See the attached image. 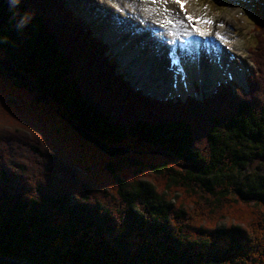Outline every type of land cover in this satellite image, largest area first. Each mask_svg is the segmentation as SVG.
I'll list each match as a JSON object with an SVG mask.
<instances>
[{
    "label": "trees",
    "instance_id": "trees-1",
    "mask_svg": "<svg viewBox=\"0 0 264 264\" xmlns=\"http://www.w3.org/2000/svg\"><path fill=\"white\" fill-rule=\"evenodd\" d=\"M25 14L30 22L17 28ZM256 26L247 92L221 86L202 99L154 101L126 92L108 44L67 0L14 9L0 0V61L18 74L0 65V96L43 116L51 141L75 150L63 162L44 149L47 137L0 136V255L31 264H264V26ZM69 122L130 153L105 155ZM18 146L29 159H14ZM78 154L110 184L97 189L73 168ZM14 162L19 170L8 172ZM23 163L55 171L43 167L51 174L40 177L41 166Z\"/></svg>",
    "mask_w": 264,
    "mask_h": 264
},
{
    "label": "rangeland",
    "instance_id": "rangeland-1",
    "mask_svg": "<svg viewBox=\"0 0 264 264\" xmlns=\"http://www.w3.org/2000/svg\"><path fill=\"white\" fill-rule=\"evenodd\" d=\"M67 1L68 2L70 1L69 6L72 9H74V11L77 12L81 16V20L89 29L92 27V29L94 31H95V29L98 30V33H96V34H101L100 35L101 40H104L106 43L109 41V42H112L114 44V47H112V49L110 48V51L114 55L117 56V60L119 62V68L118 67L117 68L121 71V73L122 72L126 73L127 76L125 78L127 80H129L126 83L127 84L126 92L132 91L133 93H135L136 90L140 89L141 93H143V95H145L146 97L148 96V97H152L153 99H156L154 101L163 100L165 97H171V96L178 95L176 90L172 86V80L167 78V76H166V73L168 71L167 66L169 64L168 61L167 62L164 61V59L167 58V57H165V54L167 53L166 47H164V43L163 44L161 43L162 46L159 45L158 49H156L157 48V45H156L157 42L153 43L154 40L151 39L154 37L153 29L151 27H149L143 19H141L140 17H139V19L136 18L145 27V28H143L141 26L142 27L141 28L139 26V29H141V30L139 32H136L134 29L125 28L128 26V24H131L130 18H128V20L126 19L127 22L123 21V20H125V18L122 17V15H118V13H114V11L115 12L117 11L116 8H113L114 6L110 7L111 9L110 8L108 9L105 6H103L101 8V10L103 9L104 14L106 15L107 19L105 20V17L103 14H102L103 18H101L100 16H96V14L90 9L92 7H95L97 10L100 11L99 4H97L95 0H67ZM157 1H160V0H152L151 3H148V1H146L147 2V3H145L146 8L158 9L159 5L155 4V2H157ZM256 1L257 0H193V1H191L192 7L194 9L200 8L199 13L196 10H194V12H196L200 15H203V16L206 15V17H207L208 16L207 14L209 11L208 8H211V10L209 12L211 13V15H213L215 17V19H216L215 22L216 21L220 22V23L218 22V25L220 24L219 25L220 28H215L214 31H220V33H222V32L224 33V31L226 30L225 31L227 33L226 35H228L226 38H231L232 40H235V39L238 40L236 47H237L238 51L241 52V58L239 57L237 64H238V68L242 72V75L240 74L241 75L240 78L243 79V81L240 80V78L239 79L236 78V80H234V82L232 83V82H230V80L228 78H225V76L226 77L229 76L227 74L224 77L218 76L217 78H211V79H208L206 76H203V77L198 79L196 77V74H194V79H193L194 93L190 92L193 94H188L187 96L195 95V96H197V98H201V97L214 95L215 92L217 91V88H219V83L220 82L223 83V81L228 82L229 85L227 84L226 86L227 87L231 86L230 88H231V90H233L234 93H236V91L239 90V88H244L246 92L248 91L249 85H247V87H246L245 84L248 83L249 77L252 76V75L248 76V70L252 67V62L250 61L249 51L253 52L256 50V44H255V40L253 38L254 32H253L252 28H254L253 25L256 26L257 23L264 26L263 20L257 19L256 17H254L255 16L254 11L256 8V6H255ZM128 3H131V5L132 4L136 5V0H128ZM257 4L260 8H264V0H258ZM167 5H168V3H167ZM206 5L208 7H205ZM172 6H174V5H172ZM164 8H166V7L162 6V9H164ZM112 10H114V11H112ZM169 10H171V9H169ZM106 11H108L109 13ZM170 13L173 14V11ZM98 14H100V13H98ZM114 15H116L118 17L116 18V17H114ZM173 15H177V14H173ZM177 17H178V15H177ZM158 19H160V18H158ZM180 19H183V18L180 17ZM190 21L191 20H189L187 15H186L185 23L188 26H189V24L191 25V23H192ZM111 23H114L115 28H117V29H114L113 33H110V31L112 30L111 29V26H112ZM135 23H136V25L140 24L139 22H135ZM186 24H185V30L187 29ZM221 25H223V26H221ZM121 28L126 30V31H133L134 30L135 33H141L138 36L139 41H136L135 46H131V42L132 43L134 42V41H131L132 39H130L127 42V39L131 38L132 34L130 36V34L128 32H126L124 35L117 32L118 29L122 30ZM136 28H137V26H136ZM148 28H150V29H148ZM142 29H144V30L146 29V30L144 32H142ZM154 31H155V29H154ZM228 32H230L231 34H228ZM109 33H110V37L113 36L114 38L117 39V41H115L116 39H111L109 37ZM121 33H123V32H121ZM149 34H151V37L149 36ZM138 37H136V38H138ZM215 40L219 42V38L216 37ZM160 41L164 42V40H161V39H160ZM123 43L125 44V47H123ZM119 44H120V46H119ZM142 45H144V48H142L143 49L142 51H144V52H142L140 49H138L139 46L142 47ZM120 47H122V49ZM155 50H156L157 54H154ZM135 52H138L139 54L135 55ZM220 52L225 57L229 56V52L225 49V47H220ZM163 53H164V55H163ZM140 54L142 55V57H140ZM215 54H217V53L215 52ZM121 55H122L123 60H120ZM207 63H208L207 60L204 61L202 58L200 59L199 64L201 66H203V68L206 66ZM143 69H146L147 71L150 70V71H148V72L142 71ZM192 69H194V68H192ZM154 70H155L154 75H151V72L153 73ZM156 74L159 77V80H158V77L156 76ZM237 76H239V74ZM156 77H157V79H156ZM231 77H234V76H231ZM162 78L164 81L162 80ZM123 82H125V81H123ZM161 83L162 84L164 83L163 86L160 85ZM118 88H120V87H118ZM197 88H198V90H197ZM7 95L5 96L3 94L2 96H0V136L5 134V133H9V134L13 133L14 134L13 137H15L16 138L15 140L18 141L19 138H23V137H27V136L34 137L36 134V136L38 137V139H40V141L45 142V140H43L45 137H47L49 139L52 146L48 145L47 143H44L45 144L44 146H46V147L43 146L44 149L49 151V152H56L57 156L61 157V160H63V162L67 161L68 155L71 157H73L75 155V153H74L75 150H73V152L70 151L69 148L63 147L62 144L57 140L56 141L58 143H53L51 141L52 136L50 135L49 132H47L46 127L43 126L44 124L48 125V127H50L51 125L45 120V118L43 116H41L40 119H38V120L34 119L32 113L28 112L25 109H23V110L20 109V104L16 103L17 106H15V105L12 106L11 101L15 100V98L11 97V96H7ZM180 97L186 98L182 94L180 95ZM8 101H10L11 106L7 108L6 106L9 103ZM226 102H228V101H226ZM225 104L226 103L223 102L222 106L224 107ZM129 112L131 113V111H129ZM17 129L21 130L20 134L17 132ZM4 136H6V135H3V138H2L3 141H5V140L8 141L9 138L6 136L4 139ZM11 140H13V138H11ZM11 140H9V141H11ZM7 145L8 144L5 143L6 147H7ZM14 147H15V143H14ZM10 148H11V145H10ZM12 148H13V146H12ZM58 150L62 154H59ZM12 152H14V150H12ZM15 152H16L14 154L15 160H21V158L22 157L24 158L25 155L29 159V155L32 153L31 151L26 153L27 151H25V149H22L19 146H18V148H15ZM78 155L81 156V154H78ZM80 159H81V161L79 162L80 163L79 167H75L71 163V160H69V163L73 168H75L79 172L84 170L85 171V172L83 171L84 175L89 177L88 181L91 184H94L93 182L95 180L97 182V185L95 186L97 189H99V188L102 189L101 185H109L110 184V180H109L110 175L108 174V172L102 171L100 167H97L96 165H94L93 168H95V169L92 168L93 170L91 171V173L89 175L88 173L91 170V167L85 166L83 164V162L85 160L83 155L80 157ZM2 161L3 160H0V162H2ZM15 164H16L15 162L11 163V165L9 167L11 171L8 170V172L19 170V169H17V165H15ZM23 164L25 166H27V168H28L27 170H29L31 172H32V170H30V168L35 169L34 166H37L34 163H23ZM42 165H39V166H41L40 177L43 176V174L45 176H46V174H51L49 171H44L43 167H46V168L51 167L50 170H52L53 172L55 171V167L50 166V163H43ZM39 166H37V170L39 169Z\"/></svg>",
    "mask_w": 264,
    "mask_h": 264
},
{
    "label": "bare ground",
    "instance_id": "bare-ground-1",
    "mask_svg": "<svg viewBox=\"0 0 264 264\" xmlns=\"http://www.w3.org/2000/svg\"><path fill=\"white\" fill-rule=\"evenodd\" d=\"M95 1L97 4H99L100 11L97 10L95 7H92L90 9L96 14V16H100L101 18H103V15H104L105 20H106L107 19L106 15L104 14L103 9L101 10V8L103 6H105L106 8L109 9L110 7L114 6L113 8H116L117 11L116 12L114 10H112V11H114V13H118V15H122V17L125 18V20H123V21L127 22L128 18H130L131 24H128V26L125 28L134 29L136 32H139L141 30V29H139V26L141 27V23L136 18L139 19V17H140L141 19H143L147 23V25L149 27H151L152 29H155V30L157 29L156 36H159V38H165V39L169 38V36L167 35V33L163 32V29H165V26L163 24L159 23L160 19L161 18L163 19V15L161 14L162 13V11H161L162 6L168 8V9H171L173 11V14L178 15V17H177V15H173V18H176L173 21L175 24H179L178 19H180V17H182L183 19H180L182 26L185 22L184 12H187L188 15L191 14L192 18H194L195 28L199 29L198 32L203 33V35H205L207 37V39H209L208 41H211L213 38L217 37V38H219L220 46H222V42H223L225 49L229 52V56L225 57L224 55L221 54L222 55V60H221L214 54V50L209 51V54H208L209 56H208V60H207L208 63L203 68V66H201L199 64L200 62L197 61V57L194 59L192 46H189L188 48L183 50L181 48L182 42L176 38V43H179V44L178 45L177 44L171 45V47H173L172 52L170 55L168 53L165 54V57H167V58H165L164 61L165 62L168 61L170 64V65L168 64V66L170 68L167 66L168 71L166 73V76H167V78L172 80V86L175 87L174 89L176 90L177 94H180V95L182 94L185 97L188 94H191L190 92L194 93V82H193L194 74H196V77L198 79L203 77V76H206L208 79L217 78L218 76L224 77L226 74L229 75V76H227L229 78H238L239 79L240 76L242 75V72L238 68V64H237L239 57L241 58V52L238 51V49L236 47L238 40L237 39L232 40L231 38H226L228 36V35H226L227 34L225 32L226 30L224 31V33L223 32L220 33V31H214L215 28H220V26H219L220 24L219 25L216 24L215 21L213 22V21L209 20L211 22L206 23L205 22L206 19L204 17H200V15L196 12H194V14H193V11L196 10L192 7L191 1H193V0H185V2H187V8L186 9H183L181 7V4L177 3L176 0H160V1L155 2V4L159 5V7L161 9H156V8L155 9H150V8L148 9V8H146V5H145V3H147L146 1H148V3H151L152 0L151 1L150 0H136V5H133V4L131 5V3H128V0H110V1L109 0H104V1L103 0H95ZM166 2L168 3V5ZM177 4L182 9L177 7ZM172 5H174V6H172ZM106 12H108V11H106ZM98 13H100V14H98ZM114 17L117 18L118 16L114 15ZM158 18H160V19H158ZM135 21L139 22L140 24L136 25ZM111 24H112V26H111L112 30L110 29L111 30L110 33H113L114 29H117V28H115L114 23H111ZM136 26H137V28H136ZM148 29H150V28H148ZM184 29H185V27H184ZM134 30L133 31H126L124 29H122V30L118 29L117 32L120 34H123V35L126 32H128L130 34V36L132 34V37L128 38L127 42L130 39H132L131 41H134V42L133 43L131 42V46H135L136 41H139L138 36L141 33H135ZM144 31L145 30L142 29V32H144ZM183 31H186L189 35L194 36V34H193L194 31H191V27H188L187 30H183ZM121 32H123V33H121ZM110 33H109V37H110ZM149 36L151 37V34H149ZM156 36H154L151 39H153L154 41L158 40L156 38ZM136 37H138V38H136ZM110 38L116 39L113 36ZM172 38H173V36H172ZM115 41H117V39ZM154 41H153V43H155ZM119 46H120V44H119ZM140 46L138 49H140L142 51L143 50L142 48H144V45H142V47H140ZM167 46H168V44H164V47H167ZM123 47H125L124 43H123ZM120 48L122 49V47H120ZM156 49H158V47ZM217 49L220 51V47ZM180 51H182L181 56L177 57L176 53L178 52L180 55ZM142 52H144V51H142ZM138 54H139L138 52H135V55H138ZM154 54H157L156 50H155ZM163 55H164V53H163ZM140 57H142L141 54H140ZM202 59L205 61L204 55H203ZM192 68H194V69H192ZM142 71H147V70L143 69ZM148 71H150V70H148ZM154 73H155V70L153 71V73L151 72V75H154ZM238 74H239V76H237ZM156 76H157V74H156ZM231 76H234V77H231ZM157 77H156V79H157ZM158 80H159V77H158ZM162 80H163V78H162ZM240 80L243 81V79H241V78H240ZM163 84L161 83L160 85L163 86Z\"/></svg>",
    "mask_w": 264,
    "mask_h": 264
},
{
    "label": "water",
    "instance_id": "water-1",
    "mask_svg": "<svg viewBox=\"0 0 264 264\" xmlns=\"http://www.w3.org/2000/svg\"><path fill=\"white\" fill-rule=\"evenodd\" d=\"M120 60H123L122 55ZM0 65L4 67L9 74V76L13 75L18 76L17 73L14 71V67L11 66L9 63H4L0 61ZM69 125L86 141L97 147L102 153L105 155L111 157V158H116L119 156H124L128 153H130V150L125 148V147H114L109 144H106L102 141H100L98 138H96L94 135L91 133L87 132L81 125L73 122H69ZM0 264H31L30 262L24 261V260H19V259H14V258H8L0 255Z\"/></svg>",
    "mask_w": 264,
    "mask_h": 264
},
{
    "label": "clouds",
    "instance_id": "clouds-1",
    "mask_svg": "<svg viewBox=\"0 0 264 264\" xmlns=\"http://www.w3.org/2000/svg\"><path fill=\"white\" fill-rule=\"evenodd\" d=\"M20 3V0H9V4H10V8L11 9H14L17 7V5ZM15 15H18V13L14 14V17ZM31 15L30 14H25L20 20L19 22L17 23V28H22L24 27L28 22H30L31 20Z\"/></svg>",
    "mask_w": 264,
    "mask_h": 264
},
{
    "label": "snow or ice",
    "instance_id": "snow-or-ice-1",
    "mask_svg": "<svg viewBox=\"0 0 264 264\" xmlns=\"http://www.w3.org/2000/svg\"><path fill=\"white\" fill-rule=\"evenodd\" d=\"M176 2L177 3H180L181 4V7H183V4H184L185 0H176ZM188 19L191 20L192 17H188ZM205 22L206 23H210L211 21H205ZM221 26H223V25H221ZM196 30L199 31V29H196ZM201 34H203V33H201Z\"/></svg>",
    "mask_w": 264,
    "mask_h": 264
}]
</instances>
